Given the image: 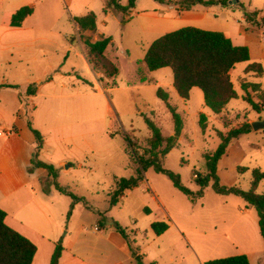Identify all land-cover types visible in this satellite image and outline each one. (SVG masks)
Returning a JSON list of instances; mask_svg holds the SVG:
<instances>
[{
    "label": "rangeland",
    "instance_id": "rangeland-1",
    "mask_svg": "<svg viewBox=\"0 0 264 264\" xmlns=\"http://www.w3.org/2000/svg\"><path fill=\"white\" fill-rule=\"evenodd\" d=\"M117 1L123 5L128 2ZM174 2L135 0L124 22H120V14L108 7L106 0H0V84H12L16 87L7 89L22 93L21 106L16 110L19 122L26 118L27 123H33L34 107L35 111H42L49 105L52 114L60 115L56 117L60 121L84 122L87 134L84 149L76 144L57 148L52 144L44 156L39 155L40 149H35L30 159L31 169L34 156L49 164L63 161L58 165L52 163L55 177L42 168L44 173L38 182L53 186L57 182L79 198L73 201L63 193L71 202L70 226L76 222L77 230L85 226V233L92 235L91 226L103 218L105 230L122 242L112 226L116 221L133 241L135 253L130 251L134 258L131 262L136 264H203L238 254H245L250 264H264V241L259 234L255 207L238 194L215 192L211 182L193 201L166 174L148 167L136 186L126 189L115 205H108L115 180L137 174L134 153H143L149 136L144 118L151 119L164 135L174 133L167 103L180 115L183 127L162 165L177 173L182 184L193 193L200 189L194 173L206 172L204 155L219 143L218 132L226 133L244 123L251 125L264 120V105L256 112L244 100L240 87L244 82L260 84L261 90L254 93L249 89V96L261 104L264 27L252 25L243 17L253 10L264 16V0H228L226 6L195 4L192 8L203 12L198 19L178 16L180 8ZM23 5L32 6L33 12L20 26L11 27L8 24L11 12ZM89 12L95 14V29L79 30L74 18ZM184 26L229 32L234 44L249 49L248 61L236 63L230 71L238 97L230 100L219 114L205 106L198 87L190 89L188 99L180 97L169 67L149 71L143 62L144 53L154 39ZM103 37H110L104 55L118 72L105 77L90 65L101 74L97 78L86 66L92 55L83 40L92 42ZM252 62L261 64L262 74L244 73L246 65ZM96 81L101 83L102 93L98 87H92ZM28 86L37 91L33 100L26 96ZM158 89L167 103L158 95ZM78 102L81 110L75 107ZM200 113L206 115L203 128L198 123ZM10 118L11 113L0 117V126L5 127V119ZM43 119L36 118L40 126L45 123ZM0 131L4 133L3 129ZM239 167L244 169L238 170ZM254 168L264 172V127L257 130L251 127L249 132L230 141L217 166L219 183L247 190ZM255 191H264V179ZM157 221L168 225L160 235L150 228Z\"/></svg>",
    "mask_w": 264,
    "mask_h": 264
},
{
    "label": "trees",
    "instance_id": "trees-1",
    "mask_svg": "<svg viewBox=\"0 0 264 264\" xmlns=\"http://www.w3.org/2000/svg\"><path fill=\"white\" fill-rule=\"evenodd\" d=\"M157 1L164 2V0ZM134 2L135 0H128L127 4L123 5L117 0H106V5L120 14V22H124L125 15L129 8L134 6ZM214 3L226 6L228 0H175L174 2L175 5L179 6L180 10H190L195 4L208 6ZM32 12V6L23 5L10 15L8 24L13 27L20 26L24 19ZM258 12L257 10H253L244 13V20L252 25L264 27V16H259ZM74 20L79 30L95 29V14L93 12H89L87 15L81 17H75ZM109 42L110 37H103L92 42L88 39L83 40V44L87 47L89 55H92V58L89 56V64L94 70L100 71L105 77H113L118 72L117 67L104 55V51ZM248 59L249 49L247 46L234 44L221 31L207 30L195 26H184L161 34L151 42L143 56V62L149 71L164 67L171 69L173 86L180 97L188 99L189 91L192 87L201 89L205 106L215 114H219L230 100L238 97L237 91L231 81L230 70L236 63L248 61ZM249 72L256 75L262 74L263 69L261 64L259 62L247 64L244 68V73ZM2 87L16 86L2 83L0 84V88ZM240 87L244 92V100L252 109L259 112L264 105V92L260 95L261 104L259 105L249 96V89L257 93L261 90L260 84L244 82L241 83ZM34 92L35 90L29 86L26 88L27 95H32ZM158 95L163 100H167L166 96L160 93V89H158ZM167 107L171 113L174 133L172 135H164L151 119L148 117L144 118V122L149 129V136L146 139V148L142 154H135L133 150L134 160L137 164V174L129 178L121 177L115 180L114 188L109 194V207L118 202L126 189L136 186L142 180L143 172L148 167H152L155 171L166 174L173 185L193 201L197 196L202 194V188L210 182L215 192L234 193L242 196L257 211L259 234L264 241V191L262 193L255 191L259 182L264 179V172L258 168L252 170V179L250 181V187L247 190H241L236 186L226 187L220 185L217 174L219 160L225 154L228 144L232 139L249 132L252 127L250 123H244L239 127L230 128L226 133L218 132L219 143L211 153L204 155L206 172L204 174L194 173L195 182L200 186V189L193 193L188 187L182 184L177 173L164 168L162 165L164 156L176 145L177 136L180 135L183 127L182 119L175 108L168 103ZM205 119L206 115L200 113L198 123L201 128L204 127ZM27 124L34 135L36 151H38L42 147V134L39 130L31 126L30 121ZM126 140L129 146L133 148V143L128 136H126ZM31 164L32 167L36 166L45 169L52 177L56 176L52 164L39 161L35 156L32 158ZM237 169L242 170L244 168L239 167ZM46 185L48 186L49 183ZM54 187L59 192L67 194L73 201L79 200L71 192L59 186L57 182H54ZM43 190L46 191L47 187H43ZM5 216V211L0 208V264H31L36 252L35 244L8 226L4 221ZM102 222L103 218H100L98 223L102 224ZM112 226L125 240L129 250L135 253V248L132 244L133 241L129 239L126 230L116 221L112 222ZM150 228L155 235H160L167 230L168 225L165 222L157 221L152 222ZM62 250L63 246L58 241L50 256L49 264H57ZM203 264H250V262L245 254H238L211 259Z\"/></svg>",
    "mask_w": 264,
    "mask_h": 264
},
{
    "label": "crops",
    "instance_id": "crops-1",
    "mask_svg": "<svg viewBox=\"0 0 264 264\" xmlns=\"http://www.w3.org/2000/svg\"><path fill=\"white\" fill-rule=\"evenodd\" d=\"M181 14L195 19L203 16L202 11L193 8L179 9L178 16ZM241 28L243 29V25ZM224 34L232 41L229 32ZM86 66L93 70L87 61ZM94 73L97 78L101 76L99 72L94 71ZM92 87H98L99 93L104 91L100 82L96 81L95 86ZM21 94L17 89L0 88V117L5 118L8 113L12 116L8 121L5 119L7 122L5 127L0 126V129L4 130V133L0 131V208L6 213L5 223L35 244L36 252L31 264H49L50 256L58 241L61 242L63 250L57 264H136L131 262L134 258L125 240L122 238L120 242L117 237L107 232L104 222L99 224L97 220V224L91 226L92 235L85 233L87 232L85 226L77 230L76 222L70 226L68 215L71 202L68 196L56 190L51 184L47 186L38 182L44 173L42 168L32 167V171L28 172L36 143L32 131L27 126L26 118L25 121L19 122L16 115V110L21 106ZM36 95L35 90L34 94L26 96L33 100ZM51 107L45 106L42 111H35L34 107L32 110L34 118L33 123L30 124L40 131L43 140L39 155L44 156L45 151L52 144L55 148L62 145L66 147L77 145L84 149L87 144L84 122L60 121L56 119L60 115L52 114ZM75 107L81 110L79 102ZM106 108L109 109L110 106L106 104ZM39 116L45 119L43 126H40L36 120ZM7 130L11 131L7 132ZM50 163L58 165L63 161L57 164L53 161ZM45 186L46 191L43 190ZM126 259L128 260L125 261Z\"/></svg>",
    "mask_w": 264,
    "mask_h": 264
},
{
    "label": "water",
    "instance_id": "water-1",
    "mask_svg": "<svg viewBox=\"0 0 264 264\" xmlns=\"http://www.w3.org/2000/svg\"><path fill=\"white\" fill-rule=\"evenodd\" d=\"M252 129L253 130H257L260 129L262 127H264V120L263 121H255L251 123Z\"/></svg>",
    "mask_w": 264,
    "mask_h": 264
},
{
    "label": "built area",
    "instance_id": "built-area-1",
    "mask_svg": "<svg viewBox=\"0 0 264 264\" xmlns=\"http://www.w3.org/2000/svg\"><path fill=\"white\" fill-rule=\"evenodd\" d=\"M8 131H11V130H7V132H8Z\"/></svg>",
    "mask_w": 264,
    "mask_h": 264
}]
</instances>
